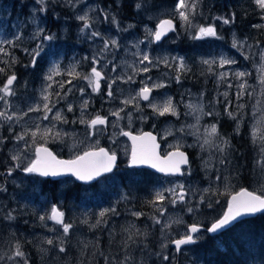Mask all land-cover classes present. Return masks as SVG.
I'll return each mask as SVG.
<instances>
[{
    "label": "rangeland",
    "instance_id": "rangeland-1",
    "mask_svg": "<svg viewBox=\"0 0 264 264\" xmlns=\"http://www.w3.org/2000/svg\"><path fill=\"white\" fill-rule=\"evenodd\" d=\"M113 1L45 0L41 5L39 0H0V39L20 36L13 48L0 45L8 53L0 52V67L7 69L0 88L8 76L17 77L12 85L14 95L6 98L7 103L0 101V111L12 116L11 120L0 118V264L15 262L7 256H13L20 241L11 244L8 236L17 231L38 247L40 264H187L190 250L184 248L177 254L173 240L188 234L192 224L207 228L220 218L228 198L244 183L264 194V9L255 0H248L254 10L247 0H236L237 7L230 5L226 11L212 9L214 5L207 0H196L189 26L179 16L178 0ZM125 1L133 5V20L121 18L120 10L113 7L121 8ZM85 14L89 28L78 18ZM168 18L178 20L179 26L157 43V24ZM208 26L214 27L216 35L200 36L199 28ZM93 32L99 35L93 36ZM45 36L53 39H43ZM112 40L116 46L111 45ZM106 41L109 47L105 50ZM34 50L39 52L35 65ZM145 54L151 63L140 62ZM221 59L235 63L221 66ZM93 67L103 75L95 92L80 78ZM237 72L247 75L237 77ZM222 73L226 75L222 77ZM157 84L163 87H154ZM143 87L152 89L149 100L137 96ZM44 96L49 99L45 101ZM127 100L131 102L125 104ZM169 100L178 115L154 111L152 105L162 108ZM45 103L51 111L44 110ZM37 106L40 111H29ZM117 112L119 116L112 115ZM97 115L107 122L92 128L87 122ZM222 119L243 140L239 137L232 143L231 136L220 130ZM213 124L219 135L207 137L205 130ZM156 127L166 144L163 151L189 148L192 162L182 177L159 174L157 192H163L165 200L157 205L165 212L161 214L155 206L154 214H145L134 188L139 167L129 166L131 143L123 133L156 132ZM244 127L253 138V149L242 136ZM20 136L23 139H17ZM206 138L209 144H204ZM39 145L50 146L65 158L107 147L120 156V162L114 172L89 185L76 187L71 176L58 179L61 191L55 200L45 193L44 177L23 171L36 159ZM13 156L20 159L13 160ZM169 189L183 192L185 201L172 204L176 196ZM53 205L64 213V223L72 225L68 234L48 218ZM105 210L109 211L101 218ZM136 212L142 215H133ZM19 219L23 222L20 227ZM97 219L103 222L92 227ZM206 235L207 230L196 241ZM20 248L26 251L23 243Z\"/></svg>",
    "mask_w": 264,
    "mask_h": 264
},
{
    "label": "snow or ice",
    "instance_id": "snow-or-ice-1",
    "mask_svg": "<svg viewBox=\"0 0 264 264\" xmlns=\"http://www.w3.org/2000/svg\"><path fill=\"white\" fill-rule=\"evenodd\" d=\"M45 0H39V3L43 5ZM255 3L261 8L264 9V0H255ZM137 7H140V5H137ZM176 8L179 12V16L181 20H183L186 24L189 26L191 25L190 20V13H194L196 8V0H192L191 3L188 2V0H178V3L176 5ZM41 11H44V8L40 9ZM81 21H84V27L89 28L90 24L88 23V16L87 14L78 17ZM224 23H229L228 20H224ZM172 28V21L171 20H163L160 22V24L157 27L156 32L154 33L155 39L160 40L161 36L164 35L165 31L170 30ZM42 31V30H41ZM39 35V32L37 33ZM93 36H98L99 33H92ZM199 35L200 36H215L216 31L214 27L208 26V27H200L199 28ZM20 36H15L12 40L8 39H0V45L8 44L12 47H15V41L19 40ZM43 39L46 40H52V36H45ZM111 45L116 46L117 42L115 40L110 41ZM233 46L236 47V42H233ZM40 46L38 45V48ZM109 47V42L104 43L105 50ZM27 51V50H25ZM35 51V55L32 59V64L35 65L36 63V56L39 55V52ZM0 52L5 53L7 55L8 53L5 52V49L3 47H0ZM261 59L264 60V53H261ZM144 61H149V57L147 54L143 55L142 60L140 61L143 63ZM96 63H99V61H95ZM151 63V61H149ZM204 63H209L208 61H204ZM235 63L233 60L228 59H221L220 64L221 66L225 64H231ZM181 67H183V61H181ZM149 69L147 67L143 68V71L147 72ZM4 68H0V72H4ZM69 75H72V73H69ZM77 77H80L79 73L75 74ZM226 74H221L223 77ZM237 77H244L247 75L245 72H237L235 73ZM86 81H88V85L92 87V91H99L100 89V81L103 79V75L100 71L97 70L96 67H93L91 69V73L89 75H85L80 77ZM17 77L15 74H12L7 77L6 83H4L3 87L0 88V92L3 93V95H0V101H5L7 103V97L10 95H14L12 91V85L16 81ZM47 79L51 80L52 76L49 75ZM129 79H131L129 77ZM261 82L264 83V77L261 78ZM70 83V82H69ZM63 87V85H60ZM154 87H163L162 84L154 85ZM241 89L244 88V85L240 86ZM109 88L111 86L109 85ZM152 89L148 87H143L140 89V92L137 93V96L141 97L144 100H149V94L151 93ZM81 92H83V89H81ZM242 94V93H241ZM108 95L111 96L112 92L109 90ZM227 95V93H225ZM43 99L47 101L49 99L48 96H44ZM130 100L125 101V104L130 103ZM86 106V102H85ZM154 111H157L159 115H165L167 113H171L172 115H178L176 112L175 107L172 105L171 101L169 100L162 108H158L156 105H152ZM189 107H193L192 105H189ZM240 107H243L241 105ZM44 110L51 111V108L47 103L43 105ZM29 111H40L39 106L36 108H29ZM69 111H71V107H69ZM112 115L119 116V113H112ZM207 115H212L211 113H207ZM228 115L230 117L236 118L233 116V113L229 112ZM0 118H3L5 120H11L12 116H9L6 114V112L0 111ZM47 119V116L44 117ZM56 118L60 119V114H56ZM199 119V118H198ZM107 120L105 117L97 115L94 119L88 121L90 127L95 128L98 125H104L106 124ZM81 123H85V121H81ZM191 127V126H189ZM183 131V129H181ZM207 133V137H217L219 135L217 127L215 124L211 125L210 128L205 130ZM33 137L36 135V133H32ZM123 135L129 136L133 140V149H132V158L131 163L133 165L137 164H151L153 168H157L160 172L175 174V173H181V165H185L188 163V158L184 152H181L178 150L175 152H170L166 157H160L155 149L158 147L154 141L155 137H152L150 133L144 134L142 137L133 136L130 132H125ZM17 139H23L22 136L17 137ZM150 140L151 146H145L143 141ZM137 141H141V144L138 146ZM210 140L206 138L204 140V144H209ZM227 141L225 140L223 142V145H227ZM218 150L223 151L224 148L222 146H218ZM264 151V150H262ZM13 160H19V156H13ZM116 162V154L112 153L109 154L107 150L100 148L97 151H88L83 153V155L75 157V159L71 160H59L57 159L47 148L44 147H38L36 148V159L32 160L31 163L23 168L24 172L27 173H39L41 176H58L62 175L64 173H71L72 175L76 176L77 179L82 181H91L95 179L96 177H99L102 173H108L111 172L113 167L115 166ZM19 167V165H17ZM11 171V170H9ZM219 179V177L217 178ZM182 188V186H179ZM168 191L172 192L173 195L176 196L175 199L171 200L172 204H176L179 202L185 201V194L181 192L180 194H177L175 189H169ZM207 191V189L205 190ZM203 200V197H201ZM165 200V196L163 192H158L156 194L155 201H153L154 206L158 207V210L161 214L165 212V209L162 206L157 205L156 202H162ZM211 205H209L210 207ZM109 210H105L104 212L100 213V217L102 218L105 213ZM189 212H192V208H188ZM258 212H264V194L257 195L255 192H249L247 189H241L239 193L232 196L231 200L228 202V210L221 216L220 219L216 220L214 223H212L211 227L207 229L208 232L215 233L218 230L224 229L227 226L231 225L234 221H237L238 218L254 214ZM133 215L139 217L142 215V213L136 212L133 213ZM64 213L60 211L55 205L52 206L51 209V215L48 217L49 219L54 220L57 224L62 225L64 234H68L69 230L72 228L71 224L64 223ZM41 220L45 219V217H40ZM103 221L102 219H97L96 224L92 225V227H96L97 225L101 224ZM84 223H87V221H84ZM155 223H160L159 219L155 220ZM168 225H166L167 227ZM200 227L197 224H192L189 226L188 234L184 235L180 239L173 240L172 243L176 246V249L179 250L182 245L192 244L195 243L196 240L194 239V236L192 234L199 233ZM137 235L140 233L137 232ZM132 237L129 236V240H131ZM46 243L53 244L52 240H47ZM127 245L125 244V247ZM166 247V245H164ZM60 251L63 252L64 248L61 246ZM13 256L15 257H25V253L20 250L19 244L16 245V250L13 253ZM2 259V257H0ZM9 259H12V257H9ZM167 259V257H165ZM26 264V262H25Z\"/></svg>",
    "mask_w": 264,
    "mask_h": 264
},
{
    "label": "trees",
    "instance_id": "trees-1",
    "mask_svg": "<svg viewBox=\"0 0 264 264\" xmlns=\"http://www.w3.org/2000/svg\"><path fill=\"white\" fill-rule=\"evenodd\" d=\"M106 1H111L110 3L114 2L113 0ZM246 2L249 6V9L254 10L250 2L248 0ZM207 3L214 5L212 9H221L222 11L228 10L230 5H236L237 7L236 0H207ZM114 9H116V11L120 10L119 13H121V18L124 16V18L126 17L128 20H133L136 15L133 12V5L129 1H125L123 7L121 8L115 4ZM124 11H127L126 14H124ZM4 75H6V71L0 72V78H3ZM221 121V132L224 133V135H230L231 138L236 141V138L239 137H235L233 125H228L226 123L227 120L225 119H222ZM243 131L244 132L242 136L246 138L248 136L247 129L245 128ZM246 140L248 144L250 143L251 145L249 136L246 138ZM159 176V174L150 169L139 168L138 176L134 181L135 193L138 196V204L145 214H154L156 211L154 209L155 206L153 201H155L156 194L158 193L157 185ZM58 183L59 182L56 179L45 177L43 180L45 193L51 195L55 200L59 197L57 193L61 191ZM74 186H83V183L81 184L80 182H76ZM243 186L247 188L249 187V189L255 191L253 187L249 186L247 183H244ZM67 192V197H69L71 191L69 190ZM155 216L157 218L158 215ZM26 219H28V217ZM21 223L23 222L19 219L17 221V226L20 227ZM28 227L30 226L28 225ZM16 240H19L20 244L23 243L26 245V251H23L20 248V250L25 253V257H15L8 255L7 257L15 258V262L13 264H22L18 262L19 260L24 261V264L25 262L26 264H40L41 260L39 261V253L37 252L38 247H33L31 245L32 243L21 238L20 231L15 232V235L13 236H8V242L11 244H14ZM186 248L190 250L191 254L190 258L187 260V264H264V212L240 220L235 225L226 229L219 235L207 234L205 238H200V240ZM2 264L6 263L4 262Z\"/></svg>",
    "mask_w": 264,
    "mask_h": 264
},
{
    "label": "water",
    "instance_id": "water-1",
    "mask_svg": "<svg viewBox=\"0 0 264 264\" xmlns=\"http://www.w3.org/2000/svg\"><path fill=\"white\" fill-rule=\"evenodd\" d=\"M163 20H170V19H162L161 21H163ZM161 21H160V22H161ZM171 21H172V28H171L170 30L165 31L164 35L161 36L160 40H156V39H155L157 42H161V41H163V40L165 39L166 36H168L170 33H172V32L175 30V28H176V23H175L173 20H171ZM160 22L157 24V27H158V25L160 24ZM126 132H130L133 136H137V137H142V136H144V134H146V133H150L152 137H155V141H154V143L158 146V147H156L155 151H156V153H157L160 157H166V156L168 155V153L177 151V148H175V149H171V150H169L167 153L164 154V153L162 152V143H161L160 137H159V135H158L156 132H154V131H152V130H145V131L142 132V133H135V132H132V131H129V130H127ZM126 137L128 138L129 142L131 143V156H130V159H129V166H131V167L133 166V167H139V168H148V169H151L152 171H154V172H156V173H158V174L165 175V176H167V175L181 176V175L184 174L185 169L189 166V164H190V162H191V158H190V154H189V152H188L187 150H184V149H180V148H178V150L181 151V152H184V153L186 154L187 158H188V163L185 164V165H181V173L170 174V173L160 172L157 168H153V167L151 166V164H137V165H133V164L131 163L132 149H133V140H132L129 136H126ZM136 143H137V145L139 146V145L141 144V141H137ZM143 143H144L145 146L150 147L152 142H151L150 140H145V141H143ZM38 147H44V148H47V149H48V150H49V151H50V152H51V153H52L57 159H59V160H71V159H75V157H73V158H65V157H61V156L58 155V154L55 152V150H54L52 147H50V146L39 145ZM38 147H37V148H38ZM101 148L107 150L109 154H112V152H110V150H109L107 147H101ZM98 149H100V148L90 149V150H87V151H85V152H88V151H97ZM85 152H84V153H85ZM35 153H36V150H35ZM115 154H116V153H115ZM81 155H83V154H81ZM79 156H80V155H79ZM118 162H119V156H118V154H116V162H115V166L113 167L112 171H111V172H108V173H102L99 177H96L95 179H93V180H91V181H82V180H79V179H77L76 176L72 175L71 173H64V174H62V175H58V176H47L46 178H51V179H56V180H58V179H61V178H63V177H69V176H71V177H73L77 182H80V183H83V184H90V183H93V182L97 181L100 177L112 173V172L116 169V167H117V165H118ZM37 174H39V173H37ZM39 175H40V174H39ZM40 176H41V175H40ZM42 177H45V176H42ZM242 189H247L249 192H255V191L250 190L249 188H242ZM240 191H241V189H240L239 191L233 193V194L228 198V202L231 200L232 196L236 195V194L239 193ZM255 193H256L257 195H261L260 193H257V192H255ZM227 210H228V204H227V207H226L224 213H225ZM224 213H223V214H224ZM259 213H262V212H258V213H254V214H249V215H244V216L238 218L237 221H234L231 225L227 226V227L224 228V229L218 230V231L215 232V233H212V232H208V231H207V233L210 234V235H219L220 233H222V232L225 231L226 229H228V228L232 227L233 225H235V224H236L237 222H239L240 220L245 219V218H249V217H252V216H255V215L259 214ZM223 214H222V215H223ZM222 215H221V216H222ZM221 216H220V218H221ZM220 218H218V219H220ZM218 219H217V220H218ZM215 221H216V220H215ZM215 221H214V222H215ZM214 222H213V223H214ZM197 225L200 227V231H202V230L204 229V226L199 225V224H197ZM211 225H212V223L207 227V229L210 228ZM207 229H206V230H207ZM200 231H199V232H200ZM197 234H198V233L192 234V235L194 236V239L196 238V235H197ZM180 238H181V237H180ZM180 238H178V239H180ZM192 244H193V243H192ZM192 244L182 245L180 249L185 248V247H188V246H191ZM180 249H179V250H180Z\"/></svg>",
    "mask_w": 264,
    "mask_h": 264
},
{
    "label": "bare ground",
    "instance_id": "bare-ground-1",
    "mask_svg": "<svg viewBox=\"0 0 264 264\" xmlns=\"http://www.w3.org/2000/svg\"><path fill=\"white\" fill-rule=\"evenodd\" d=\"M25 2H26V0H25ZM46 3H47V2H46ZM164 3H165V2H164ZM112 4H113V3H112ZM23 5H24V3H23ZM26 5H27V4H26ZM44 6H45V5H44ZM48 6H49V5H48ZM206 6H207V5H206ZM113 7H114V6H113ZM119 7H120V6H119ZM30 8H31V7H30ZM28 9H29V8H28ZM31 9H32V8H31ZM45 9H46V8H45ZM207 10H208V9H207ZM260 10H261V9H260ZM229 11H230V10H229ZM257 11H258V10H257ZM27 12H28V11H26V13H27ZM230 13H231V12H230ZM40 14H41V13H40ZM215 15H216V14H215ZM215 15H214V16H215ZM218 15H219V14H218ZM247 15H248V14H247ZM219 16H220V15H219ZM123 17H124V16H123ZM131 17H132V16H131ZM51 18H52V17H51ZM125 18H126V17H125ZM72 19H73V18H72ZM130 19H131V18H130ZM168 19H170V18H168ZM170 20H173V21L176 23V28H175V30H176V29L178 28V26H179V21H178V20H174V19H170ZM63 22H64V21H63ZM175 30H174V31H175ZM47 31H48V30H47ZM174 31H173V32H174ZM245 31H246V30H245ZM173 32H172V33H173ZM172 33H170V34H169L168 36H166L165 38L169 37ZM243 33H244V32H243ZM14 36H15V35H14ZM8 39H9V38H8ZM155 41H156V40H155ZM72 42H73V41H72ZM156 42H157V41H156ZM177 42H178V41H177ZM157 43H159V42H157ZM16 45H17V44H16ZM67 47H68V46H67ZM12 48H13V47H12ZM68 51H69V50H68ZM68 53H69V52H68ZM6 70H7V69H6ZM248 70H249V69H248ZM12 71H13V70H12ZM73 83H74V82H73ZM181 107H182V106H181ZM242 129L244 130L245 127L242 128ZM229 132H230V131H229ZM243 132H244V131H243ZM234 135H235V137H240V136H241V133H240V134H236V133H234ZM242 135H243V134H242ZM248 136H249V135H248ZM248 136H247V137H248ZM247 137H246V138H247ZM251 137H252V136H251ZM228 138H229V139L232 141V143H233V139H232L231 137H228ZM249 138H250V137H249ZM240 139L243 140V137H242V138L240 137ZM252 139H253V138H251L250 140L252 141ZM242 140H241V141H242ZM238 141H239V140H238ZM245 142H246V141H245ZM245 142H244V144H245ZM252 142H253V141H252ZM238 143H239V142H238ZM246 143H247V142H246ZM244 144H243V145H244ZM243 145H242V146H243ZM252 145H253V144H252ZM252 145H251V148H252ZM247 147H248V146H247ZM234 148H235V147H234ZM234 148H232V149H234ZM242 148H243V147H242ZM244 148H246V146H245ZM253 148H254V147H253ZM253 148H252V149H253ZM237 149H238V148H237ZM239 149H240V148H239ZM239 149H238V150H239ZM184 150H185V149H184ZM238 150H237V151H238ZM235 151H236V150H235ZM251 151H254V150H251ZM189 154H190V153H189ZM253 156H254V155H253ZM253 156H252V157H253ZM190 158H191V155H190ZM191 162H192V161H191ZM183 175H184V174H183ZM183 175H181L180 177H182ZM167 176H168V177H171V176L173 177L174 175H167ZM44 178H45V177H44ZM93 183H94V182H93ZM81 184H82V183H81ZM90 184H92V183H90ZM87 185H89V184H87ZM241 189H242V188H241ZM231 195H232V194H231ZM3 198H4V197H3ZM3 217H4V216H3ZM86 235H88V236L90 235V231H89V230H87V234H86ZM195 240H196V239H195ZM182 249H184V248H182ZM182 249H180V250H177V249H176L177 253H180V252L182 251Z\"/></svg>",
    "mask_w": 264,
    "mask_h": 264
},
{
    "label": "flooded vegetation",
    "instance_id": "flooded-vegetation-1",
    "mask_svg": "<svg viewBox=\"0 0 264 264\" xmlns=\"http://www.w3.org/2000/svg\"><path fill=\"white\" fill-rule=\"evenodd\" d=\"M9 18H10V16H9ZM52 31H53V32H57L56 29H52ZM52 31H51V32H52ZM56 34H57V33H56ZM74 81H76V80H74ZM166 88H167V90H169L168 87H166ZM169 91H170V90H169ZM168 117L171 119L173 116H168ZM156 128H157V129H156L155 131H156V133H157V134L159 135V137H160V140H161V143H162V148H163V146H164V147L166 146L165 141H164V139H161L162 135H161V132H160V130H159L160 127H156ZM185 150H187V151L191 154L189 148H188V149H185ZM119 162H120V156H119ZM130 168H131V167H130ZM130 168H129V169H130ZM241 188H247V187L239 186L238 189H236V190L239 191ZM248 188H249V187H248ZM236 190H235V191H236ZM227 204H228V202H227ZM227 204H226V206H225V209H226V207H227ZM225 209H224V210H225ZM206 229H207V228L204 227V229H203L202 231H200L199 234L204 233V232L206 231Z\"/></svg>",
    "mask_w": 264,
    "mask_h": 264
}]
</instances>
